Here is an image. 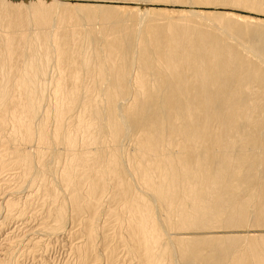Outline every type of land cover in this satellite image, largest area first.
<instances>
[{"label": "bare ground", "instance_id": "obj_1", "mask_svg": "<svg viewBox=\"0 0 264 264\" xmlns=\"http://www.w3.org/2000/svg\"><path fill=\"white\" fill-rule=\"evenodd\" d=\"M259 23L0 0V208L44 209L24 253L65 232L74 264H264Z\"/></svg>", "mask_w": 264, "mask_h": 264}, {"label": "rangeland", "instance_id": "obj_2", "mask_svg": "<svg viewBox=\"0 0 264 264\" xmlns=\"http://www.w3.org/2000/svg\"><path fill=\"white\" fill-rule=\"evenodd\" d=\"M22 1L30 2L32 0H22ZM47 1H56L58 3L69 4V5L87 4V5H92V6H113V7L118 8L122 13H138V14L140 13V14H142V13L147 12L150 15L160 13L166 17L167 16L171 17V16L178 15V14L181 15V14H184V13L189 12V11H196V12L201 13V14H224V15L227 14V15L245 17L246 20H249L250 22H255V23L260 22L259 24L264 27V9L251 8V7H247V6L234 5V4H218V3H208V2H202V1H199V2H179V1H174V0H47ZM126 143L128 145L129 140H127ZM1 183H2V181L0 178V184ZM31 192L32 191L28 187H26V188H23V189L16 191L14 194L15 195L14 197L17 200H19L21 202V204L25 203L27 201V199L29 200V202H32V200L34 199L33 203L30 204V206H29V211L27 214L28 222L20 219L21 218L20 216H16V218L14 217L15 219L14 218H5V209H3L1 211V208H0V222H3V220H4V223H5V227L0 231V245H1L0 249L6 243V240L8 237H12L14 240H16L18 237V239L16 240L17 241L16 244L13 246L14 248L12 247L13 252L15 254L13 253L14 257L12 258L13 260L11 261L12 263H10V264H15V263L16 264H19V263L20 264H23V263L24 264H72L73 263L74 264L76 256H75L74 251L71 248V246H72L71 241L65 232L58 234L57 236H51V235L49 236V235H45L41 232H38L39 234H36V236H42V238L44 240H47L46 241L47 242L46 248H45V246L42 247V249L40 250V252L37 256H34L30 253L28 254V252L24 253V251L26 250L25 249L26 241L24 240L25 237L22 238V240H21V237L23 234L25 235V231L27 229L35 228L34 225H36L38 222H40L42 220V212L41 211H44L43 207L39 203L41 199H39L36 196H32V198H33L32 199L30 196ZM3 196L4 195L2 194V192L0 190V197L2 198ZM38 207H40V209ZM37 209H39V210H37ZM41 209H43V210H41ZM31 212H33L32 215H31ZM36 218H37V220H36ZM33 220H36V222ZM33 222H35V223H33ZM23 225H26L27 227L26 226L22 227ZM68 226L70 227V224H68ZM11 230H13V231H11ZM19 239H20V241H19ZM78 239H80V237L78 236V238H77L75 236L73 238L72 243H74L76 241L74 244V245H76L78 243ZM57 242H58V246L56 244ZM44 252L46 254H44ZM16 253H17V255H16ZM45 257H47V258H45ZM37 260H38V262H42V263H38ZM43 261H44V263H43ZM122 262H124V263H122ZM120 263L121 264H127V261L124 260V261H121Z\"/></svg>", "mask_w": 264, "mask_h": 264}]
</instances>
